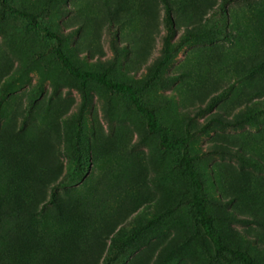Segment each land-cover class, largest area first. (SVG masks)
<instances>
[{"label": "rangeland", "instance_id": "obj_1", "mask_svg": "<svg viewBox=\"0 0 264 264\" xmlns=\"http://www.w3.org/2000/svg\"><path fill=\"white\" fill-rule=\"evenodd\" d=\"M6 2L75 66L131 85L171 136L195 133L214 234L264 264V0ZM54 47L0 7V212L19 207L0 219V264H240L197 225L180 149H161L125 94L87 81L83 100Z\"/></svg>", "mask_w": 264, "mask_h": 264}, {"label": "trees", "instance_id": "obj_2", "mask_svg": "<svg viewBox=\"0 0 264 264\" xmlns=\"http://www.w3.org/2000/svg\"><path fill=\"white\" fill-rule=\"evenodd\" d=\"M226 0H221V7L225 8ZM0 7L17 17H21L27 20L29 26L32 29L37 30L42 36L48 39H52L55 42V47L53 48L54 58L62 67L63 70L66 71L68 75L75 78L80 87V92L83 100L85 99V84L87 81H93L98 85L104 87L109 92H117L123 93L129 100L131 107L140 115L145 118L146 127L149 133L158 135V145L161 149H180V163L185 173L190 186L192 188L191 197L189 200L190 206L193 210V213L196 216V223L200 227L203 235L209 240L211 243L214 252L221 256L226 257V255L233 260L238 261L240 264H257L253 261L248 253L245 251H241L238 249L230 248L224 245L219 237L214 234L212 228V218L207 213L205 209V194H204V186L202 180L200 179L196 169L193 165V158L189 154V142L195 136V133H190L186 131L183 136L173 137L170 135L167 127L163 125H159L156 122L154 110L150 107L144 106L138 99L136 90L127 83L112 81L107 78V69L102 70L99 73L83 70L79 67L72 64L62 50V42L63 39L55 32L44 27L38 20V16L33 13H29L26 11H22L10 6L6 0H0ZM164 26L167 30V33L172 35L173 33V19L171 14V9L169 4L164 1ZM168 42V41H167ZM165 44V55L166 58L171 57L184 43V40L176 46L174 50L168 52ZM239 160H243L240 155H236ZM56 193L57 188H53L51 190V199L47 202L48 205H55L56 203ZM10 214H3L0 212V219L4 218H17L16 215L19 214V207L11 208ZM46 212V205L42 208V210L38 213L27 211V215L30 219H34L36 216H43ZM108 260H105L104 264H109ZM51 264H60L58 261H53Z\"/></svg>", "mask_w": 264, "mask_h": 264}]
</instances>
